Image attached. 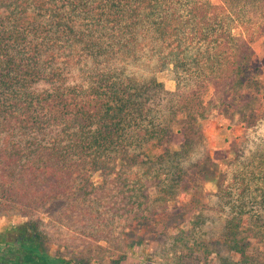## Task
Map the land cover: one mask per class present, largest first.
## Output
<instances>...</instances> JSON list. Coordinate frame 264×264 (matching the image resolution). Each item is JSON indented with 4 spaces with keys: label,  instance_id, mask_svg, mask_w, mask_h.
Segmentation results:
<instances>
[{
    "label": "trees",
    "instance_id": "trees-1",
    "mask_svg": "<svg viewBox=\"0 0 264 264\" xmlns=\"http://www.w3.org/2000/svg\"><path fill=\"white\" fill-rule=\"evenodd\" d=\"M263 37L264 0H0V217H28L0 230V264H102L101 241L121 264L132 227L178 200L189 168L214 175L210 151L191 161L213 113L264 115ZM168 68L175 90L158 78ZM230 166L217 191L230 248L264 264V149ZM69 230L79 255L53 254ZM171 235L174 251L191 238Z\"/></svg>",
    "mask_w": 264,
    "mask_h": 264
},
{
    "label": "rangeland",
    "instance_id": "rangeland-1",
    "mask_svg": "<svg viewBox=\"0 0 264 264\" xmlns=\"http://www.w3.org/2000/svg\"><path fill=\"white\" fill-rule=\"evenodd\" d=\"M212 1L217 3L219 0ZM253 47L254 63L264 64L261 60L264 59V37L255 42ZM158 78L163 81L167 90H175L177 82L170 68L159 72ZM213 114L206 127L205 141H200L197 137L192 142L191 161L206 158L210 151L213 161L216 162L214 175L207 177L199 170L189 168L190 183L178 200L151 221L132 227L127 236L131 246L121 264H238V257L230 248L227 237V213L220 206L217 191L231 170L230 163L236 159L238 153L245 157L251 150L264 149V115L249 124L246 121L237 122L240 115L233 120L229 113L221 110ZM235 141H238L239 149L238 152L231 153ZM185 143L184 130L179 129L174 134L171 148L179 150ZM92 178L98 183L100 173H94ZM27 220V216L18 213L3 215L0 217V230L5 231L10 226ZM181 231L189 233L191 238H185L177 245V251H174L171 234ZM57 234L49 240V250L53 254L67 257L79 255L75 247L77 240L71 230ZM100 243L108 248L102 257L97 256L96 252L92 253L91 261L112 263L117 256L115 245L106 241ZM94 247L93 245V249Z\"/></svg>",
    "mask_w": 264,
    "mask_h": 264
}]
</instances>
